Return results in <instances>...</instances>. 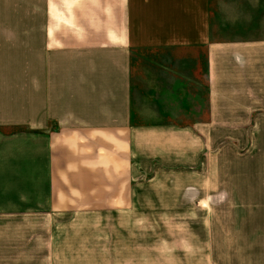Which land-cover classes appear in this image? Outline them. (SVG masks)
<instances>
[{
	"label": "crops",
	"instance_id": "0c3cea01",
	"mask_svg": "<svg viewBox=\"0 0 264 264\" xmlns=\"http://www.w3.org/2000/svg\"><path fill=\"white\" fill-rule=\"evenodd\" d=\"M202 10L0 0V264H86L87 245L57 255L59 219L121 216L131 236L137 216L155 214L196 220L206 264H264V55L207 42ZM245 125L239 154L231 136ZM166 234L156 248L129 239L122 255L91 249H112V264H137V251L143 264H199V248H169Z\"/></svg>",
	"mask_w": 264,
	"mask_h": 264
},
{
	"label": "rangeland",
	"instance_id": "374dc122",
	"mask_svg": "<svg viewBox=\"0 0 264 264\" xmlns=\"http://www.w3.org/2000/svg\"><path fill=\"white\" fill-rule=\"evenodd\" d=\"M256 1L257 0H203L204 10L201 11V16L204 19L206 26L205 36L207 42H211V35H213L217 38V40H224L227 42H232L233 44H237L235 47L233 46L236 51H238L236 52V55H264V41L255 44V42H257L258 40H264V10L261 9V11H257V8L262 6L264 7V5H257ZM184 55H191V49H185ZM199 55H202V53H199ZM192 103L195 104V102L193 101ZM198 111L199 117H203L205 114L204 109L199 108ZM185 112L187 113V111ZM257 113H262L264 115V107L262 109H259ZM255 114L256 113H254L253 115ZM194 115L197 114L195 113ZM186 122L187 121L185 120V127L188 126ZM250 126L251 125L244 126L243 134L238 131L231 136L232 143L235 145L234 148L238 149L239 154L243 153L241 152V149L244 148L243 146L245 145V143H248L250 141L249 138H246L247 134H249V129H247V127L249 128ZM217 128H222V126ZM255 129L263 134L264 140V122L255 124ZM229 132H232V130H229ZM253 154L254 155H252V157H254L255 159V152H253ZM258 162H262L259 155ZM262 163L264 165V160ZM158 174L159 173H156V175ZM198 176L201 175L198 174ZM182 177L184 179L191 178V174L188 171L185 172ZM144 178H153V174L146 175V177ZM150 194L152 193L144 191V195ZM144 206L145 205H137V209H140L137 211H143ZM137 217L138 218H136L134 221L136 225L131 229V236H129L127 234L128 232H126V230L128 229L126 226L127 219L121 216L116 218V220L108 216L107 218H99L95 216L78 217V219L75 220H66L63 218L59 219L58 226H64L62 227L64 229L66 228V230L64 231L66 236L58 235V244L60 245V248L58 245L57 255H60L62 257L64 256L63 258L71 260L73 258L71 257L70 253L72 252V254L74 255V249H79L80 245H87L88 249L87 251H84L85 256L82 259L83 261L87 262L86 264H112V249L109 252H105L95 247H93L92 250L91 247L95 246L96 244H99L101 247L107 244L119 245V249L116 248L114 252L117 256L118 253L122 255L123 246L129 239L134 241L135 244L138 245L145 242V239L147 243H151L153 247H155V245L159 244V237L164 234V237L167 238L166 232H169V248L171 247V245H179L183 249H189V251L199 248L200 252L197 261L199 262V264H206V262L203 261L205 255L204 253L202 254L201 251L205 239L203 234L201 233V228L195 230L196 220H194V225L189 224L187 227H194V237L193 239H188L187 228L182 225L183 221L179 219L162 220L157 214L153 215L152 218L146 219L139 216ZM162 226L164 227L161 229L160 227ZM161 231H163L162 234ZM64 232L63 230H61L60 233L63 234ZM148 237H150V239ZM118 250L120 251L118 252ZM189 254L191 255V252ZM146 260H148L147 256L142 254L141 251H137V264H143ZM63 263L82 264L79 261H65ZM187 264L195 263L189 260Z\"/></svg>",
	"mask_w": 264,
	"mask_h": 264
}]
</instances>
